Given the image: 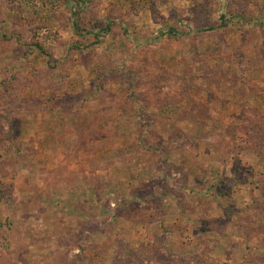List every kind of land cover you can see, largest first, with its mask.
Returning a JSON list of instances; mask_svg holds the SVG:
<instances>
[{"label": "rangeland", "instance_id": "374dc122", "mask_svg": "<svg viewBox=\"0 0 264 264\" xmlns=\"http://www.w3.org/2000/svg\"><path fill=\"white\" fill-rule=\"evenodd\" d=\"M0 264H264V0H0Z\"/></svg>", "mask_w": 264, "mask_h": 264}]
</instances>
